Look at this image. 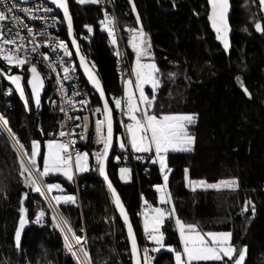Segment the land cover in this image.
Returning a JSON list of instances; mask_svg holds the SVG:
<instances>
[{
    "label": "trees",
    "instance_id": "trees-1",
    "mask_svg": "<svg viewBox=\"0 0 264 264\" xmlns=\"http://www.w3.org/2000/svg\"><path fill=\"white\" fill-rule=\"evenodd\" d=\"M230 1L233 36L231 52L226 56L209 30L207 0H133L150 38L155 63L163 73V85L158 90L153 114L191 113L197 117L196 123L189 127L196 138L193 150L170 153L166 157L167 166L172 170L169 190L178 216L184 222L198 224L203 231L231 232L234 245L238 248L247 246L245 264H264V34L255 30L260 16L256 0ZM111 2L120 29L135 27V16L128 0ZM173 2L175 8L172 7ZM68 4L81 52L90 64L95 65L94 70L113 109L116 137H124L121 117L111 103V97L122 94V87L116 74L115 60L107 48L108 36L98 27L101 13L92 4L80 5L75 0H68ZM85 25L92 27L91 35ZM62 36L69 45L63 19ZM124 46L129 76L135 55L128 42H124ZM27 67L25 65L20 75L30 111L25 110L24 102L0 76V115L9 120L11 129L29 153L33 139L40 142L43 150L44 143L51 139L48 133L55 134L62 121L58 114L50 113L44 107L35 110L27 87ZM5 68L1 66V69ZM170 71L179 73L175 80L168 79ZM237 76L242 78L251 99L248 100L241 90ZM81 79L91 93L93 107L101 108L82 75ZM9 90L11 94L6 96ZM48 91L46 81L44 96ZM145 91L151 95V89ZM93 140L94 137L89 135L82 144V150L88 151L89 158ZM124 154L115 142L108 176L141 245V228L136 212L142 194L152 206H156L157 194L153 186L162 184V177L159 168L150 165L149 161L145 167L136 166L135 176L132 167L116 162L115 158L119 156L121 159ZM38 164L42 168V156L38 158ZM123 166L131 170V182L128 184H122L118 179V170ZM185 168L189 170L190 180L216 184L221 180L237 179L239 186L233 190L193 191L186 186ZM45 183L59 184L68 195L76 194L77 186L84 188L79 194V205L73 203L57 208L74 230L84 228L86 248L93 264H105V261L107 264H131L124 229L112 208L104 183L97 175L86 173L76 177V182L48 175ZM0 189L3 190L0 191V264H74L66 254L57 230L52 227L45 201L39 193L23 186L17 152L1 133ZM23 193H28L24 207L29 226L22 230V246L17 249L14 237L19 227ZM245 201L255 204L254 220L250 219V208L247 213L242 212ZM40 209L45 211L46 220L43 226H36L31 221L35 220ZM162 231L165 244L180 251L172 219L165 221ZM78 235L82 236L80 232ZM154 264H175L172 253L161 252Z\"/></svg>",
    "mask_w": 264,
    "mask_h": 264
},
{
    "label": "snow or ice",
    "instance_id": "snow-or-ice-1",
    "mask_svg": "<svg viewBox=\"0 0 264 264\" xmlns=\"http://www.w3.org/2000/svg\"><path fill=\"white\" fill-rule=\"evenodd\" d=\"M27 2V0H24ZM78 4H97L103 3L104 0H76ZM47 3L54 5L55 8L63 12L64 21L67 22L68 36L71 39V48L75 49V58L79 60V67L83 70L89 84L97 93H99L100 101L103 108H96L93 110V115L100 113L102 119L98 118L95 125V140L96 143L101 144L103 147L100 151L94 152L92 156L96 160V168L99 174L104 177L107 187L111 193L112 202L115 209L119 212L123 224L127 228L128 240L131 244V259L132 264H151L152 257L149 256V251L159 252L161 249H166L174 256L175 264H200V262H217V264H245L247 255V246L237 247L232 243L231 232H216V231H203L196 223H187L182 221L177 213L173 204L171 192L169 190V175L172 170L168 168L166 163V154L169 152H190L193 150L195 143V136L189 131V127L196 122V114H164L157 116L153 114V108L157 99L158 90L163 85V73L155 63L152 54V44L150 38L145 32L141 18L137 12L133 0H128L132 5V13L135 16V27H125L124 31L128 32V46L131 48L135 55L134 63L132 64L131 73L135 78L123 80L124 95L123 97H113L111 103L115 105V110L119 111L129 121L127 124L122 122L121 126L126 130V137H116L115 142L118 143L121 151H127L131 148L133 153L132 159H142L137 156V153H149L153 151L155 156L150 155V162L155 164L159 162L160 172L163 184L154 185V190L157 193L158 204L165 207H153L145 197L141 196L142 200V220L143 231L148 240L155 245L151 249H143V259L140 257V249L137 245L136 236L133 231V226L130 223L129 216L123 205L116 189L113 187L111 181L105 170V164L109 156V151L113 147V110L110 107L109 101L106 98L105 90L103 89L101 80L96 72L94 64H90L87 57L82 54L80 45L74 36L72 17L69 11L68 0H47ZM6 11L0 10V61L7 65V70L0 69V76L6 79L11 85L15 87L16 93L19 94L20 99L24 102L26 111H30V103L26 96L25 88L22 85V75L11 74L12 68L23 70L27 65V71L30 73L28 78V86L31 88L32 103L35 104L37 109L41 105V92L44 88L45 77L39 70L38 64L43 59L45 66L51 73L56 74V81L58 92L60 93L61 101L60 111L68 119H80L79 117H69L68 111L65 109L64 104H69L75 108V103L72 98L65 95L64 84L67 81L73 80L76 74V67L71 62L72 52L63 40L51 36L46 30L39 32L34 31L33 27L24 23L23 20L16 14L17 11H22L29 19H42L45 21V29L53 27L57 23V18L51 16L53 23L47 24L50 14L53 12L51 7L37 4L35 11L42 10L46 15L44 17L35 16L34 9L30 7L18 8L15 2H6L0 0ZM210 12L208 13V20L211 22L213 31L216 33V39L223 45L225 52L229 50L228 41V13H229V0H208ZM176 7L175 2L172 5ZM261 10L264 11V0H260ZM11 18L12 27L7 31L5 22ZM101 30L107 32L109 40L113 46H116V56L118 61L121 59L122 53L118 48V41L116 39V32L118 30V21L115 16L104 13V18L100 21ZM89 35L93 33L91 26L85 25ZM15 29V31H13ZM21 29H27L28 36L31 39L27 40L25 36L21 35ZM255 30L258 33L264 34V27L260 22L255 23ZM39 37V39H38ZM31 45L29 48L27 45ZM41 48L49 49V52H41ZM50 53H56L53 58ZM62 53V55H60ZM65 58H68L67 60ZM35 60V62H33ZM171 63V62H170ZM179 75L177 72H169L168 79L175 80ZM241 90L249 99L251 93L245 86L240 76L236 77ZM145 85L151 87V95H147ZM73 97L81 96L78 103L87 106L89 101L77 89L75 84L72 85ZM138 93V96H137ZM7 95L11 94L9 90ZM55 104V101H50ZM0 124L3 129L8 132V136L13 142L14 150L19 148L17 153V161L19 162V175L23 186L33 193H39L41 198L49 202V206H59L61 203H75V197L69 195L56 194L52 195L53 190L58 193H63V189L57 183H45V178L48 175L59 173L66 177L69 181L72 180L74 174L89 171L91 166L89 164V154L86 152L75 151L73 154V146L75 140L71 139L75 133L66 132L64 122L60 123L61 130L58 134L48 133L53 136V139L47 140L41 150L40 142L33 139L31 141L30 153L24 150V145L19 137L13 132L10 127L9 120L0 115ZM76 127H82L84 131L79 134L80 140L86 139L85 133L88 129V117L83 118V124H77ZM43 134V130L41 129ZM70 137L67 142H58L55 138ZM42 156L43 168L41 170L38 164V157ZM127 159V156L125 157ZM116 162L119 163L120 157L117 156ZM26 161V162H25ZM96 170V169H91ZM130 168L123 166L119 168L120 179L127 181ZM185 181L186 185H191L192 190H196V186L205 189H217L221 186L226 188H238L239 183L237 179L221 180L218 184H209L205 180H190L189 170L185 168ZM0 191H3L0 189ZM47 193V195H46ZM28 193H23L20 199V221L19 227L15 231V245L17 249L21 248V232L25 223L29 222L26 217V209L24 207V200L27 199ZM6 198V197H5ZM171 205L169 209L167 206ZM251 209V218L255 219L256 207L252 201H245L243 213H247ZM46 213L40 209L36 213V218L31 221L43 226ZM52 227L60 231L64 238L65 250L76 259L77 264H93L89 256V252L84 247L86 241L78 236L70 225V221L59 213L58 209L51 217ZM174 219L175 228L179 234L180 245L182 251H177L171 246L165 244V234L162 228L165 226V221ZM246 219H249L246 217ZM107 222V221H106ZM80 245L77 249L75 246ZM81 257L83 259H81ZM226 258V259H225ZM107 264V261H105Z\"/></svg>",
    "mask_w": 264,
    "mask_h": 264
},
{
    "label": "built area",
    "instance_id": "built-area-1",
    "mask_svg": "<svg viewBox=\"0 0 264 264\" xmlns=\"http://www.w3.org/2000/svg\"><path fill=\"white\" fill-rule=\"evenodd\" d=\"M6 2H15L17 4L18 8H23V7L33 8L34 9V13L33 14L35 16H37V17H44L46 15L42 10L35 11V7H36L37 4L44 5V6H47V7H51V6L47 5L43 0H35L32 3H22V2H20L18 0H6ZM85 4H90V3H85ZM85 4H83V5H85ZM92 5H95L99 9V11L101 13V18L98 21V27L101 30L100 21L104 18V13L107 12L109 15L115 16V13H114V10H113V7H112V2H111V0H104L103 3H97V4H92ZM52 9H53V12L50 13V14H47L49 16V19L47 20V24L51 25L53 23V21L51 20V16H55L57 18V23L55 24V26L47 27L46 29H45V21L44 20H42V19H35V20L29 19L27 16H25V14L22 11H17L16 14L21 18V20L24 21V23H26L27 25L33 27L34 31L39 32L41 30H46L51 36L56 37V38H58L60 40H63L67 44V42L64 40V38L62 36V17H61L60 13L56 9H54V8H52ZM0 10L6 11V8L4 7L3 4H0ZM259 15L261 17L260 11H259ZM5 24H6V27L4 28V30L7 31V29L9 27H12L11 18L9 19V21L5 22ZM117 28H118V30L116 32V39L118 41L119 51L122 53L121 59L118 61L117 56L115 54L116 46H113L111 44V42L109 40V37H108L107 48L109 49L111 56L115 59V69H116V72L118 73V80H119V82L121 84V87H122L123 80H125L128 77V71H127L126 65H125V56H124V52H123V47H125L124 46V42H128L130 34L128 32H125L124 29H120V27L118 25H117ZM13 31H15V29H13ZM103 32L107 35V32H105V31H103ZM21 35L25 36L26 43H27L28 39H31V37L28 36L27 29H21ZM38 39H39V37H38ZM27 46L29 48H31L30 44L27 45ZM70 50H71V48H70ZM40 51L41 52H49V49L41 48ZM71 52H72V61L71 62L75 65L77 71H76V74H75V78L73 80L65 82L64 87H65V95L68 98H72L73 99V101L75 103V108H73L69 104H64V107L68 111L69 117H72V118L79 117L80 119H68V120H66L65 115L60 111V107L59 106L62 103V101H61L60 93L58 92V87L59 86L57 85L56 74L55 73H51L49 71V69L44 64L42 57L38 58L40 60V63L38 64V68L41 69V71L43 72V75L45 77V83H46V81L48 82L49 91L43 97V100H42V103H41L40 107L46 108L50 113L58 114L61 117V121L64 122L65 125H66L64 130L66 132L75 133V135H73L71 137V139L75 140V144H74L73 149H72L73 154H74L75 151H80V152L82 151V144L84 142H86V140H87V138H88V136H89V134L91 132V129H93L94 144L92 146V150H91V154H90V158H91L90 166H91V168H90L88 174L90 176H92L93 174L98 176V172L99 171H98V168H96V160L92 156V154L94 152L100 151L102 149V147H103L101 144L96 143V140H95V136H96V134H95L96 120L98 119L97 116L101 115V114L97 113L96 115H93V110L96 109L97 107L95 108L92 105L91 93L88 90H86V88L84 87V84H83L82 79H81L80 72L78 70V67L76 66V62H75V59H74L73 51L71 50ZM50 55H52L53 58H54L56 53H50ZM60 55H62V53H60ZM65 59L67 60L68 58H65ZM33 62H35V60ZM2 65H4L6 67L5 70H7V65L3 61H0V69H1ZM24 69H25V66H24L23 70L17 69V68H12L11 69V74H14V73L15 74H22L24 72ZM73 84H75L77 86V89L81 92L82 96H84L86 94V98L89 101L87 106H84V105H81V104L78 103L79 99H81V96H78V97H73L72 96V93H73L72 85ZM6 93H8V92H6ZM6 96H9V95L6 94ZM119 97H123V93ZM119 97H117V98H119ZM50 101H55V104L51 103ZM111 101H112V99H111ZM112 105L115 108V105L114 104H112ZM117 113L121 117V121L123 122L124 121V116L119 111H117ZM84 117H88V129H87V132L85 133L86 139L80 140L79 134L82 131H84V129L82 127H76V125L77 124H83V118ZM0 129H1L2 133L6 136V138L10 141V143L13 146V142L9 138L8 132L3 129L2 124H0ZM60 130H61V128L55 134H58ZM49 138L53 139L54 137L53 136H49ZM55 138L58 140V142H67L70 139V137L67 136V135L65 137H59L58 135H56ZM15 150H16L17 153L20 151L18 147H16ZM126 156H127V159L125 158ZM132 156H133V153L127 152L120 159V162L123 165H127V166L132 167L134 169V171H135L134 173H135V176H136L137 175V172H136V169H135L136 166L145 167L146 165H148V157L144 156V155H137V156L142 157V159H132ZM91 169H96V170H91ZM142 174H144V172H142ZM74 181L76 182V177H75ZM83 189H84L83 187L79 188L77 186L76 187V194L69 195V196L75 197V203L77 205L80 204L79 194H80L81 191H83ZM46 195H47V193H46ZM63 195H68V194H63ZM45 203H46V205H47V207L49 209L50 215L52 217V215L54 214L55 211H57L58 208L55 205L50 207L49 206L50 201L49 202L45 201ZM71 204H73V203H71V202L66 203V204L65 203H61L60 205H71ZM141 210H142V205L139 204L138 210L136 212V217H137V219L140 222V228H141L140 254H141V258L143 259V255H144L143 249L144 248L151 249L155 245H153L148 240V238L146 237V235H145V233H144V231H143V229L141 227V221H142ZM45 220H46V216L44 218V223H45ZM44 223H43V225H44ZM35 225L36 226H41L40 224H36V223H35ZM74 231H75V233L77 235L80 232L82 234V236H80V235H78V236L82 237L83 240L86 241L85 231H84L83 227L79 228L78 230H74ZM57 232H58V234L60 236L62 245L64 247V238L62 237L60 231L57 230ZM75 247L78 249L80 247V245H76ZM84 247L86 248V244H84ZM86 250H87V248H86ZM66 254L71 258V260L74 262V264H77L76 259L73 258L70 253H68L66 251ZM148 254H149V256L152 257L151 264H154L155 261L160 256V252H151V251H149ZM81 259H83V258L81 257Z\"/></svg>",
    "mask_w": 264,
    "mask_h": 264
},
{
    "label": "water",
    "instance_id": "water-1",
    "mask_svg": "<svg viewBox=\"0 0 264 264\" xmlns=\"http://www.w3.org/2000/svg\"><path fill=\"white\" fill-rule=\"evenodd\" d=\"M18 1H20V2H22V3H32V2H34L35 0H27V2H24V0H18ZM43 1H44L47 5L51 6V7L54 8V9H56V10L60 13V15H61V17H62V19H63V21H64L63 12H62L60 9L55 8V6H54V5H51L50 3H47V0H43ZM256 1H257V4L259 5L260 14H261V18H262V21H261L260 23L262 24V27H263V25H264V11L261 10V7H260V0H256ZM207 5H208V0H207ZM209 12H210V7H209V5H208V13H209ZM232 12H233V10H232V5H231V1L229 0V13H228V24H229L228 41H229V50H228L227 52H225L223 45H222V44L216 39V33L213 31L212 26H211V22L208 20V15H207V24H208V26H209V30H210L211 34L214 36L216 44L221 48L222 52H223L226 56H229V54H230V52H231V40H232V36H233V30H232V28H231V26H230V18H231V16H232ZM70 15H71V14H70ZM71 17H72V16H71ZM72 22H73V19H72ZM64 24H65L66 29H67V39H68V43H69V45H70V47H71V39H70L69 36H68L67 22L64 21ZM73 30H74V36H75V38H76V40H77V43L79 44V41H78V38H77V34H76V31H75V28H74V24H73ZM71 49H72L73 54H74V57H75V49H73V48H71ZM75 59H76V58H75ZM76 62H77L78 68H79V70H80V73H81L83 79L85 80V82H86L88 88L90 89V91L92 92V94L98 99V101H99V103H100V107H101V109H102V108H103V104H102V102L100 101L99 93H97V92L95 91V89H93V88L91 87V85L89 84V82H88V80H87V78H86V76H85L83 70L79 67V60H78V59H76ZM93 71L95 72L94 69H93ZM29 77H30V73H28V78H29ZM27 81H28V79H27ZM27 87H28L29 93H30V95H31V88L28 86V83H27ZM45 92H46V83H44V88H43V90H42V92H41V103H42V100H43V97H44ZM106 98H107V97H106ZM246 98L249 100V98H248L247 96H246ZM31 99H32V98H31ZM109 104H110V103H109ZM33 106H34L35 110H38L34 103H33ZM40 106H41V105H40ZM110 107H111V105H110ZM111 108H112V107H111ZM112 110H113V109H112ZM113 117H114V113H113ZM97 118L102 119L103 117H102V115H98ZM113 137H114V140H113V147H112V148L110 149V151H109V156H108V159H107L106 164H105V170H106L107 175H108V165H109L110 161L112 160L113 152H114V148H115V138H116V133H115V119H114V118H113ZM98 177L103 181L104 186H105V190H106V192H107V194H108V197H109L110 203H111V205H112V208H113V210H114L116 216L118 217V219H119V221H120V223H121V225H122V227H123V229H124V232H125V235H126V239H127V243H128V247H129L130 259H131V244H130V242H129V240H128L127 228H126V226L123 224V220L121 219V217H120V215H119V212L115 209V206H114V204H113V202H112L111 193H110V191H109V189H108V187H107V183L105 182L104 177L101 176V175L99 174V172H98ZM108 177H109V176H108ZM109 180H110V179H109ZM111 183H112V182H111ZM112 185H113V184H112ZM113 187H114V186H113ZM118 195H119V194H118ZM119 197H120V196H119ZM120 199H121V198H120ZM121 201H122V200H121ZM122 203H123V202H122ZM123 205H124V204H123ZM125 209H126V208H125ZM126 211H127V210H126ZM127 214H128V213H127ZM128 216H129V215H128ZM129 219H130V217H129ZM130 223H131V220H130ZM131 225H132V223H131ZM28 226H29V223H28V222L25 223L24 228H23L22 230H24V229L27 228ZM132 226H133V225H132ZM133 231H134V228H133ZM134 234H135V236H136L135 231H134ZM136 240H137L138 248L140 249V245H139V243H138L137 236H136ZM140 257H141V254H140ZM141 260H142V258H141ZM131 264H132V259H131Z\"/></svg>",
    "mask_w": 264,
    "mask_h": 264
},
{
    "label": "rangeland",
    "instance_id": "rangeland-1",
    "mask_svg": "<svg viewBox=\"0 0 264 264\" xmlns=\"http://www.w3.org/2000/svg\"><path fill=\"white\" fill-rule=\"evenodd\" d=\"M257 9H258V12L260 11V9H259V5H258V7H257ZM261 22L262 21V18L259 16V18H258V22ZM135 60V59H134ZM133 63H134V61H133ZM20 75V74H19ZM126 79H131L132 81H133V86H134V83H135V78H134V76H132V73L126 78ZM125 79V80H126ZM5 81L9 84V86L15 91V87L13 86V85H11L6 79H5ZM22 85H23V83H22ZM145 87V89H147V88H149V89H151V87L149 86V85H145L144 86ZM16 92V91H15ZM122 93H123V95H124V86H123V84H122ZM17 95L19 96V94L17 93ZM137 96H138V93H137ZM20 97V96H19ZM126 118V117H125ZM196 123V122H195ZM194 125V124H193ZM0 133L3 135V136H5L3 133H2V131H1V129H0ZM89 135H92L93 136V129H91V132H90V134ZM117 137H121L120 135H118ZM5 138H6V136H5ZM7 139V138H6ZM93 144H94V140H93ZM116 145H117V147H118V149L119 150H121L120 148H119V145H118V143H116ZM41 146V145H40ZM194 146V145H193ZM42 150V149H41ZM99 150V149H98ZM30 151H31V149H30ZM81 152H86V153H88V151L87 150H82ZM30 153V152H29ZM175 153H182V152H175ZM89 154V153H88ZM39 158V157H38ZM89 162H90V158H89ZM159 163V162H158ZM90 164V163H89ZM42 168H43V160H42ZM42 168H41V170H42ZM89 171H85V172H81V173H79V174H74L73 175V178H72V180L71 181H69L66 177H64L63 175H61V174H59V173H56V174H53V175H58V176H60V177H62L63 179H65V180H67V181H69V182H73L74 180H75V177H78V176H81V175H83V174H86V173H88ZM168 175H170V172L168 173ZM129 177H130V174H129ZM128 177V178H129ZM162 177V176H161ZM164 183V181H163V179H162V184ZM219 183V182H218ZM218 183H216V184H218ZM187 186V188L188 189H190V190H192V186L191 185H186ZM233 189H235V188H232V189H229V188H226V187H224V186H221L220 187V189L219 190H233ZM196 190H209V191H211V190H217V189H205V188H203V187H200V186H196ZM195 190V191H196ZM54 191L55 190H53V193H54ZM53 193H52V195H53ZM157 194V193H156ZM153 207H165L164 205H160V204H158V199H157V204H156V206H153ZM169 209L171 208V205H169V206H167ZM173 220V222H174V224H175V221H174V219H172ZM143 221V220H142ZM176 232H177V230H176ZM177 235H178V238H179V234H178V232H177ZM179 242H180V240H179ZM163 251H166L165 249H163ZM180 251H182V247H181V245H180ZM226 259V258H225ZM173 260H174V256H173ZM174 263H175V260H174Z\"/></svg>",
    "mask_w": 264,
    "mask_h": 264
},
{
    "label": "crops",
    "instance_id": "crops-1",
    "mask_svg": "<svg viewBox=\"0 0 264 264\" xmlns=\"http://www.w3.org/2000/svg\"><path fill=\"white\" fill-rule=\"evenodd\" d=\"M131 49V48H130ZM125 121V122H124ZM124 123L125 124H127L129 121L127 120V118H125V116H124ZM123 133H124V137H126V130H125V128L123 127ZM128 149V151L129 152H131V148L130 147H128L127 148ZM132 153V152H131ZM170 153H175V152H169V153H167L166 154V157H167V155L168 154H170ZM136 155H144V156H147L148 157V161H149V164L150 165H155V166H157L158 168H159V170H160V166H159V163L157 162V163H155V164H153V163H151L150 162V159H149V157H150V155L152 156V157H154L155 156V153H154V151L151 153V154H149V153H137ZM161 173V172H160ZM118 179H119V181L122 183V184H128V183H130L131 182V171H130V177L127 179V181L125 182V181H122L121 179H120V174H119V170H118ZM69 182V181H68ZM62 188V187H61ZM63 189V188H62ZM153 191L155 192V190H154V187H153ZM56 194H64V192L63 193H58L56 190L54 191V193H53V195H56ZM140 204L142 205V200L140 201ZM174 226H175V224H174ZM141 227H142V229H143V221H141ZM176 229V228H175ZM166 250V249H165ZM160 253L161 252H168L167 250L166 251H163V249H161V251H159ZM169 253H171V252H169ZM173 255V254H172Z\"/></svg>",
    "mask_w": 264,
    "mask_h": 264
},
{
    "label": "bare ground",
    "instance_id": "bare-ground-1",
    "mask_svg": "<svg viewBox=\"0 0 264 264\" xmlns=\"http://www.w3.org/2000/svg\"><path fill=\"white\" fill-rule=\"evenodd\" d=\"M123 52H124V56L126 55V49L125 47H123ZM115 60V59H114ZM125 65H126V57H125ZM116 74L118 75V73L116 72ZM120 96V95H119ZM118 96V97H119ZM111 99H113V97H111ZM122 122V121H121Z\"/></svg>",
    "mask_w": 264,
    "mask_h": 264
}]
</instances>
